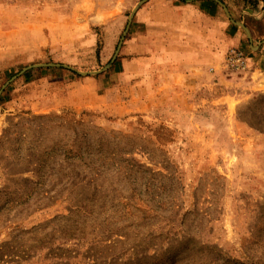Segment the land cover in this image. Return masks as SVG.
<instances>
[{
  "label": "rangeland",
  "instance_id": "obj_1",
  "mask_svg": "<svg viewBox=\"0 0 264 264\" xmlns=\"http://www.w3.org/2000/svg\"><path fill=\"white\" fill-rule=\"evenodd\" d=\"M143 1L0 0V264H264V81L226 83L252 65L226 69L215 21L216 87L144 110L110 69ZM199 1L154 20L191 30ZM219 1L264 49V0Z\"/></svg>",
  "mask_w": 264,
  "mask_h": 264
},
{
  "label": "crops",
  "instance_id": "obj_2",
  "mask_svg": "<svg viewBox=\"0 0 264 264\" xmlns=\"http://www.w3.org/2000/svg\"><path fill=\"white\" fill-rule=\"evenodd\" d=\"M161 1L164 0H153L151 10L144 13L143 18L138 17L139 14H142L140 11L143 8H140L133 19H129L128 38L118 48L110 64V69L115 73L119 75L124 73L127 77L128 82L126 81L124 88L125 90H132L130 95L133 93L134 86H140V101L142 105L145 104L144 110L151 107L153 103H166L174 100L170 98L173 94L181 97L188 95L187 93L191 88L192 91L199 92L200 90H212L216 87L217 83L213 82L209 73V64L216 60L212 36V26L215 21L222 25L226 34L221 49L238 48L249 55L251 59L252 68L246 75V80L238 77L231 81L227 80L226 83L256 89L264 81V49L262 44L256 42L254 30L251 33L246 24H238L235 21L225 23L223 21L224 12L228 18L230 16L226 6L221 1L200 0L197 4L191 3L185 7H176V12L180 13L178 25H181L184 20L181 17L183 12L187 11L192 14V17L188 18V21L182 25L193 28L191 30L184 28L181 32H177L178 30L167 25L168 23L161 18L154 20V14L158 13L159 15L160 11L155 7ZM162 9L163 11L169 10L167 8ZM137 24L138 26H136ZM190 31L195 33L193 38ZM133 70L141 71L140 82H136V75ZM27 72L24 73V76L28 74ZM257 76L258 81L256 80ZM87 84L92 85L93 83ZM77 87L80 88L79 85ZM89 92L92 99L97 96L94 90L90 89ZM115 93L109 101L110 107H116L122 101L121 95ZM175 100L177 101L176 98ZM123 101L126 110L134 102L133 97L129 98L128 94L124 95ZM95 104L96 101H92V103L88 101V104H84V106L85 108H94Z\"/></svg>",
  "mask_w": 264,
  "mask_h": 264
},
{
  "label": "built area",
  "instance_id": "obj_3",
  "mask_svg": "<svg viewBox=\"0 0 264 264\" xmlns=\"http://www.w3.org/2000/svg\"><path fill=\"white\" fill-rule=\"evenodd\" d=\"M226 69L235 74H245L251 67L249 55L238 48H231L227 51L224 59Z\"/></svg>",
  "mask_w": 264,
  "mask_h": 264
},
{
  "label": "water",
  "instance_id": "obj_4",
  "mask_svg": "<svg viewBox=\"0 0 264 264\" xmlns=\"http://www.w3.org/2000/svg\"><path fill=\"white\" fill-rule=\"evenodd\" d=\"M149 0H145L143 1L142 3H140V5L134 10V12L132 13V16H131V20L133 19L134 15L137 13V11L140 9V7L142 5H144L145 3H147ZM127 33V32H126ZM125 33V34H126ZM122 45V42L119 46V48L121 47ZM53 66H62V65H56V64H44V65H36V66H31V67H28L26 69H24L18 76H21L23 75L24 73H26L27 71L31 70V69H34V68H38V67H53ZM66 67V66H65ZM69 68V67H67ZM15 79V78H14ZM10 83V82H9Z\"/></svg>",
  "mask_w": 264,
  "mask_h": 264
}]
</instances>
